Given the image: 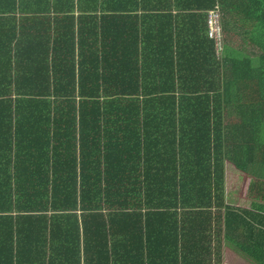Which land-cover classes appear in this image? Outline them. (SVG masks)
Segmentation results:
<instances>
[{"label":"trees","instance_id":"1","mask_svg":"<svg viewBox=\"0 0 264 264\" xmlns=\"http://www.w3.org/2000/svg\"><path fill=\"white\" fill-rule=\"evenodd\" d=\"M227 244L264 264V0H0V264H223Z\"/></svg>","mask_w":264,"mask_h":264},{"label":"crops","instance_id":"2","mask_svg":"<svg viewBox=\"0 0 264 264\" xmlns=\"http://www.w3.org/2000/svg\"><path fill=\"white\" fill-rule=\"evenodd\" d=\"M43 13H45L44 15H43V19H42V22H41V24L39 25V28L40 27H46V24H47V20L45 19V17L44 16H48V17H50V19H51V21L53 20V18H54V14L53 13H47V12H43ZM173 15L174 14H176L175 12H174V10L171 12ZM107 14H112V12L110 11V13H107ZM182 21V22H181ZM181 21H179L177 24L174 22L173 24H171L170 26H164L163 28L165 29V31L168 33V32H170V31H172L173 33L176 31V29H178L179 28V30H178V32L179 33H182V35H183V37L182 38H184V37H186V29H185V25H186V22L184 21V20H181ZM104 24H105V26H107V25H109L108 23V21L106 20H104ZM152 22L150 21V24H151ZM153 24V23H152ZM180 27H181V29H180ZM151 30V29H150ZM150 30H148V26L146 27V28H144L143 26H140V28L138 29V32H139V35H143V32H147V33H149L150 32ZM43 31H44V29L43 28H41L40 29V34H42L43 33ZM39 35V32L38 31H36V37ZM144 39V38H143ZM143 39H140L139 41H138V43H137V48H139L138 50L139 51H141L142 52V48H143V45H142V42H143ZM38 43H41L43 46L46 44V41L45 40H42L41 39V37H39V39H38ZM110 45H113L114 46V44L116 45V51H115V53H114V55L115 56H117L118 57V55L120 54V53H122V52H127V51H125L127 48H128V46H124V44H123V42L120 40V39H118V38H116V37H114L113 39H112V41H111V43H109ZM119 45H122L124 48H125V50L124 51H118V47H119ZM158 49H159V52H160V56L162 57V58H168V59H171V57L173 58L175 55H176V49H175V44L174 43H172L170 40L168 41V42H165V41H163L162 43H161V45L159 46V47H157ZM156 49V48H155ZM158 56V53L156 52V50H155V52H154V50L152 49L151 51H149V56L147 57V59H151L150 61H152V62H154V60L153 59H156V57ZM182 56H184V50H181V57ZM147 59H146V61H147ZM148 62V61H147ZM151 69V71L153 72L155 69H156V67H155V65H151V64H149V66H147V71H148V69ZM41 148H44V149H47V148H45V146L44 145H42L41 146ZM18 152H16V154H17ZM38 154V155H37ZM28 155H33V156H37L38 158H40V157H44L45 155H46V157L48 156L49 157V155H50V160H51V156H52V153H51V151L49 150V149H47L46 151L45 150H43V151H37V152H35V150H32V151H30L29 153H25V154H19V155H13V152L11 153V154H9L8 156V159H10L11 160V164H10V171H9V166L7 165V162H5L6 161V156H1V158H2V162H1V167H2V174H11V175H13V173H15L16 171H15V169L16 168H18V167H14L13 166V163H14V159L13 158H18V157H21V158H27V156ZM50 160H47V161H50ZM51 162V161H50ZM45 164V163H44ZM143 165V164H142ZM20 169V168H19ZM20 177V176H19ZM49 185L51 186V183H49ZM223 264H231V261H233L234 262V264H252L248 259H246L242 254H240L239 252H237V251H235V250H231L230 248H228L227 246L226 247H224L223 248Z\"/></svg>","mask_w":264,"mask_h":264},{"label":"built area","instance_id":"3","mask_svg":"<svg viewBox=\"0 0 264 264\" xmlns=\"http://www.w3.org/2000/svg\"><path fill=\"white\" fill-rule=\"evenodd\" d=\"M206 34L213 41L214 51L218 56L222 50L223 33L221 27V12L217 4L206 12Z\"/></svg>","mask_w":264,"mask_h":264},{"label":"rangeland","instance_id":"4","mask_svg":"<svg viewBox=\"0 0 264 264\" xmlns=\"http://www.w3.org/2000/svg\"><path fill=\"white\" fill-rule=\"evenodd\" d=\"M218 5V4H217ZM214 7V6H213ZM218 7H219V5H218ZM219 9H220V7H219ZM208 11V10H207ZM220 12H221V10H220ZM221 19H222V12H221ZM234 176H233V178H228V180H227V184L229 185V186H231V183L232 182H234ZM228 248H230L231 250H234L233 248H231L228 244L226 245ZM225 246V247H226ZM231 264H234V262L233 261H231Z\"/></svg>","mask_w":264,"mask_h":264}]
</instances>
